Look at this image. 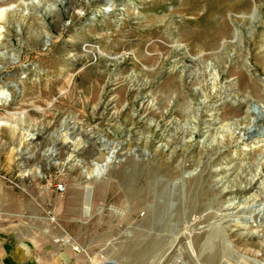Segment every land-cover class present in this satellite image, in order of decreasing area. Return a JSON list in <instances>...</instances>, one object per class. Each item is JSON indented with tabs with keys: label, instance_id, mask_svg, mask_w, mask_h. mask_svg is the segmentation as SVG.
<instances>
[{
	"label": "rangeland",
	"instance_id": "rangeland-1",
	"mask_svg": "<svg viewBox=\"0 0 264 264\" xmlns=\"http://www.w3.org/2000/svg\"><path fill=\"white\" fill-rule=\"evenodd\" d=\"M263 206L264 0H0V234L49 222L87 264H264L239 238Z\"/></svg>",
	"mask_w": 264,
	"mask_h": 264
},
{
	"label": "crops",
	"instance_id": "crops-1",
	"mask_svg": "<svg viewBox=\"0 0 264 264\" xmlns=\"http://www.w3.org/2000/svg\"><path fill=\"white\" fill-rule=\"evenodd\" d=\"M27 221L12 232L0 234V264H87L65 233L47 222L28 231Z\"/></svg>",
	"mask_w": 264,
	"mask_h": 264
},
{
	"label": "bare ground",
	"instance_id": "bare-ground-1",
	"mask_svg": "<svg viewBox=\"0 0 264 264\" xmlns=\"http://www.w3.org/2000/svg\"><path fill=\"white\" fill-rule=\"evenodd\" d=\"M232 7V6H231ZM231 7L230 6H228V7H222V8H220V10H219V12H222L224 9H228V10H231ZM218 31H216V33H217V37L218 36H221L224 32H225V27H224V29H223V27H222V25L221 26H218V29H217ZM14 133V132H13ZM113 146L112 147V149H110L111 151L109 152V154H108V156H107V159L108 160H105V162L104 163H102L101 165H97L96 167H95V169L91 172V174L90 175H88V177H87V180L90 182V180H92V178L93 177H95V175L94 174H96V176L97 177H100L102 174H104L106 171H107V169L109 168V166L113 163V161L115 160V158H116V155H117V153L118 152H116L117 151V148L114 146V145H112L111 143H109V142H106V144L105 145H103V147L105 148V147H107V146ZM57 157H58V150H54L53 151V154H52V158H56L57 159ZM51 159V158H50ZM77 160V159H76ZM77 161H81V160H77ZM65 163V162H64ZM39 170H40V168H39ZM38 170V171H39ZM39 174H43L42 173V169L38 172ZM146 175H147V172H146ZM149 176V175H148ZM147 180V179H146ZM144 193V192H143ZM148 194V193H147ZM143 196V195H142ZM148 196H149V194H148ZM147 197V196H146ZM86 199H87V195H86ZM149 199V198H148ZM88 203H89V200H88ZM90 205L88 204V206L85 208V211H86V213H88L89 211H90V207H89ZM258 214H260L261 216H263V218H264V206L262 207V208H260V210H259V213ZM251 227V226H250ZM249 226H247V224H246V226L244 225V230H242V231H240V234H239V238L241 239H246L247 240V238L249 239L250 238V242H249V244L250 245H253L254 247H256L257 249H258V251H259V253H258V256H262V257H264V223L262 224V225H260V226H258V229H262V231L261 232H249ZM232 233L234 232V230H232L231 231ZM258 261V263L259 264H261L260 262H259V260H257ZM223 264H225V263H223ZM226 264H228V263H226ZM236 264H241V263H237L236 262Z\"/></svg>",
	"mask_w": 264,
	"mask_h": 264
},
{
	"label": "built area",
	"instance_id": "built-area-1",
	"mask_svg": "<svg viewBox=\"0 0 264 264\" xmlns=\"http://www.w3.org/2000/svg\"><path fill=\"white\" fill-rule=\"evenodd\" d=\"M58 190L64 191V186H58ZM77 250V249H76ZM78 251V250H77Z\"/></svg>",
	"mask_w": 264,
	"mask_h": 264
}]
</instances>
